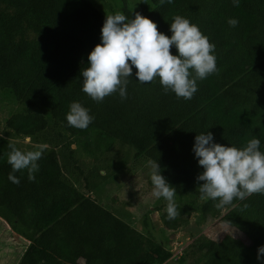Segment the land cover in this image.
<instances>
[{
	"label": "trees",
	"instance_id": "trees-1",
	"mask_svg": "<svg viewBox=\"0 0 264 264\" xmlns=\"http://www.w3.org/2000/svg\"><path fill=\"white\" fill-rule=\"evenodd\" d=\"M0 4L7 8L0 9V90L28 109L12 113L5 127L15 136L48 146L30 182L27 171L12 173L6 155L9 142L0 140V195L6 189L34 188L36 197L46 199L45 205L34 204L29 191L19 211L11 212L13 207L5 206L0 196L2 214L30 226L31 241L18 264L164 263L169 250L74 187L67 175L69 162L83 173L70 147L94 131L99 142L115 141L157 161L160 174L184 196L198 192L196 176L203 171L193 152L197 134L210 131L215 142L236 147L257 138L264 152V0H240L239 7L232 0H165L163 5L160 0H141L136 12L168 36L176 15L197 25L215 44L219 71L198 80V91L184 100L165 93L159 80L139 83L133 68L126 99L117 93L100 103L82 91L80 75L88 54L100 43L106 18L95 6L88 0ZM120 9L129 19L136 13L125 3ZM229 18H236L238 25L230 27ZM26 28L37 34L36 39L17 38ZM172 52L176 54L175 48ZM72 102L81 103L94 117L87 129L68 125ZM57 145L68 155L60 159ZM9 173L20 179L18 185L8 179ZM217 202H202L200 215L219 214ZM233 204L220 220L247 241L229 234L220 240L199 236L195 245L203 255L201 264H261L257 251L264 245V195ZM177 206L180 215L174 220L167 218L166 210L161 213L165 229L176 230L194 210L190 204Z\"/></svg>",
	"mask_w": 264,
	"mask_h": 264
},
{
	"label": "clouds",
	"instance_id": "clouds-1",
	"mask_svg": "<svg viewBox=\"0 0 264 264\" xmlns=\"http://www.w3.org/2000/svg\"><path fill=\"white\" fill-rule=\"evenodd\" d=\"M160 2L163 5L165 0ZM232 3L234 7L240 6V0ZM227 23L236 27L239 22L229 18ZM169 30L170 36L159 31L157 24L140 12L131 19L122 12L106 15L100 43L88 54L87 67L81 69L82 91L97 103L117 93L122 100L126 99L129 78L133 77L135 68L139 83L159 80L165 93L171 91L178 99H192L198 91L197 81L219 71L215 44L181 15L173 18ZM66 120L69 126L85 130L94 117L81 103L72 102ZM25 142L30 143V138ZM47 147L36 144L33 150L25 151L9 142L10 151L6 155L12 173L27 171L28 180L34 182L38 161ZM193 152L203 169L196 176L201 199L218 201L214 205L217 209L234 206V201L246 200L254 194L264 195V152L260 150L259 139L248 140L244 147L226 146L215 142L213 133L207 131L196 135ZM149 165L152 194L167 201V218L174 220L180 215L175 202L176 189L160 174L157 161H149ZM12 173L8 179L18 185L20 179ZM257 259L264 264V245L259 246Z\"/></svg>",
	"mask_w": 264,
	"mask_h": 264
},
{
	"label": "rangeland",
	"instance_id": "rangeland-1",
	"mask_svg": "<svg viewBox=\"0 0 264 264\" xmlns=\"http://www.w3.org/2000/svg\"><path fill=\"white\" fill-rule=\"evenodd\" d=\"M88 1L106 17L108 14L121 12L120 8L124 3L136 12L141 0ZM0 9L6 10L7 8L0 4ZM36 37L37 34L27 28L17 35V38L31 40ZM24 110L28 109H24V106L16 102L7 91L0 90V140L14 142L18 148L26 151L33 150V146L36 145L35 141L30 139V143H26V139L30 137L15 136L5 127L6 119L12 113ZM89 132L91 133L88 138L86 136L79 138L70 147L74 149L83 174H80L69 162V169H67L69 180L77 183L82 191L90 186L92 198L103 203L118 217L123 218L131 226L169 250L171 256L162 264H201L203 255L195 245V240L199 236L220 240L229 234L247 241L238 229L220 220L227 208L214 216L202 217L200 215V206L206 199H201L199 191L188 196L176 193L177 205L190 204L194 210L176 230L165 229L161 224L160 215L166 210L167 201L162 197L156 198L152 194L150 160L118 142H99L97 134L94 131ZM58 147L59 145L55 146V148ZM58 149L60 159L63 155H68V150L63 146ZM33 189H6L0 196L6 199L5 206L13 207L11 212L15 209L19 211L23 206L21 198L29 191H32V195L35 196L34 204L37 202L45 205L46 199L40 200L36 197L37 192H33ZM1 207L2 205H0V264H18L22 253L31 241L30 226L25 225V222L21 220L8 219L2 214ZM16 216L20 215L16 214Z\"/></svg>",
	"mask_w": 264,
	"mask_h": 264
},
{
	"label": "crops",
	"instance_id": "crops-1",
	"mask_svg": "<svg viewBox=\"0 0 264 264\" xmlns=\"http://www.w3.org/2000/svg\"><path fill=\"white\" fill-rule=\"evenodd\" d=\"M128 148H130V149H132L131 147H128ZM74 184V187L75 188H78V186H77V183H73ZM79 189V188H78ZM80 190V189H79ZM91 192H92V188H90V186L88 187V189L87 190H85L84 192H83V196H87V195H89L90 197H92V195H91ZM98 202V201H97ZM99 204H101V205H103L104 206V204L103 203H101V202H98ZM105 207V206H104ZM108 209V208H107ZM123 219V218H122ZM127 222V221H126ZM128 223V222H127Z\"/></svg>",
	"mask_w": 264,
	"mask_h": 264
}]
</instances>
